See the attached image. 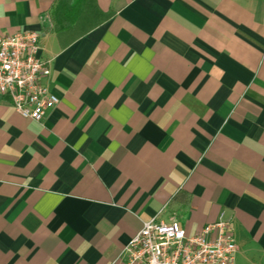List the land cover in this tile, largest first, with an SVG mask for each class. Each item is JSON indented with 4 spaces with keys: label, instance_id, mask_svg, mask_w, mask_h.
Returning <instances> with one entry per match:
<instances>
[{
    "label": "crops",
    "instance_id": "1",
    "mask_svg": "<svg viewBox=\"0 0 264 264\" xmlns=\"http://www.w3.org/2000/svg\"><path fill=\"white\" fill-rule=\"evenodd\" d=\"M58 3L0 0L60 99L36 121L0 98V264H117L152 218L230 221L264 264V0H85L62 35Z\"/></svg>",
    "mask_w": 264,
    "mask_h": 264
},
{
    "label": "built area",
    "instance_id": "2",
    "mask_svg": "<svg viewBox=\"0 0 264 264\" xmlns=\"http://www.w3.org/2000/svg\"><path fill=\"white\" fill-rule=\"evenodd\" d=\"M51 73L37 31L0 35V98L9 97L22 116L41 121L60 102L45 84ZM237 252L230 221L220 219L190 235L177 221L152 218L126 244L117 264H236Z\"/></svg>",
    "mask_w": 264,
    "mask_h": 264
},
{
    "label": "trees",
    "instance_id": "3",
    "mask_svg": "<svg viewBox=\"0 0 264 264\" xmlns=\"http://www.w3.org/2000/svg\"><path fill=\"white\" fill-rule=\"evenodd\" d=\"M85 0H59L55 10L56 31L59 35L64 34V31L72 30L74 19L84 18ZM91 27L83 29V32L90 30Z\"/></svg>",
    "mask_w": 264,
    "mask_h": 264
}]
</instances>
